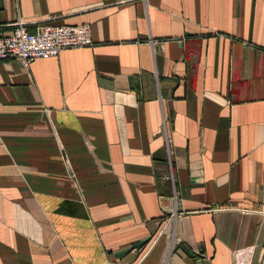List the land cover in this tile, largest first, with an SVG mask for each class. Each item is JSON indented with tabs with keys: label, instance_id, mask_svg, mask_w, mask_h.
I'll use <instances>...</instances> for the list:
<instances>
[{
	"label": "crops",
	"instance_id": "obj_1",
	"mask_svg": "<svg viewBox=\"0 0 264 264\" xmlns=\"http://www.w3.org/2000/svg\"><path fill=\"white\" fill-rule=\"evenodd\" d=\"M17 21L92 42L0 60V264H259L264 0H0Z\"/></svg>",
	"mask_w": 264,
	"mask_h": 264
},
{
	"label": "built area",
	"instance_id": "obj_2",
	"mask_svg": "<svg viewBox=\"0 0 264 264\" xmlns=\"http://www.w3.org/2000/svg\"><path fill=\"white\" fill-rule=\"evenodd\" d=\"M89 27L86 24L42 23L35 30L27 31L23 22L14 23L9 34L0 35V60L16 59L28 64L36 58H48L66 48L82 47L91 44ZM173 183L172 172L163 175ZM264 212V207L260 208ZM234 264H249L247 250L233 252ZM264 264V248L258 260Z\"/></svg>",
	"mask_w": 264,
	"mask_h": 264
}]
</instances>
